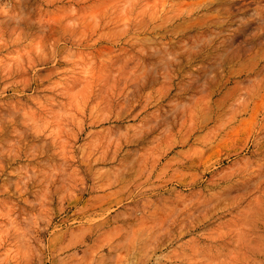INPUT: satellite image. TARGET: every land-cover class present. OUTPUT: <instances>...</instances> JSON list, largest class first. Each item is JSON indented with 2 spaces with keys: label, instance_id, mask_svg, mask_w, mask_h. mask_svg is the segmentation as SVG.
Masks as SVG:
<instances>
[{
  "label": "rangeland",
  "instance_id": "rangeland-1",
  "mask_svg": "<svg viewBox=\"0 0 264 264\" xmlns=\"http://www.w3.org/2000/svg\"><path fill=\"white\" fill-rule=\"evenodd\" d=\"M0 264H264V0H0Z\"/></svg>",
  "mask_w": 264,
  "mask_h": 264
}]
</instances>
